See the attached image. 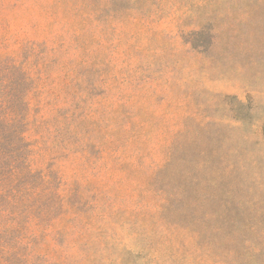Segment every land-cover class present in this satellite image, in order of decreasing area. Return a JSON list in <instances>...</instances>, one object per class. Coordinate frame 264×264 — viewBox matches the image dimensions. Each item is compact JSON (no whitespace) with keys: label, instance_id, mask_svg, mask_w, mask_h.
Wrapping results in <instances>:
<instances>
[{"label":"rangeland","instance_id":"obj_1","mask_svg":"<svg viewBox=\"0 0 264 264\" xmlns=\"http://www.w3.org/2000/svg\"><path fill=\"white\" fill-rule=\"evenodd\" d=\"M0 18L56 185L13 264H264V0H0Z\"/></svg>","mask_w":264,"mask_h":264},{"label":"trees","instance_id":"obj_2","mask_svg":"<svg viewBox=\"0 0 264 264\" xmlns=\"http://www.w3.org/2000/svg\"><path fill=\"white\" fill-rule=\"evenodd\" d=\"M7 22L0 18V264H13L34 237L35 228L49 219L55 198V173L33 169L27 94L29 81L5 50L11 41ZM4 74V76H3ZM16 74L18 81H14ZM54 173V174H53Z\"/></svg>","mask_w":264,"mask_h":264}]
</instances>
